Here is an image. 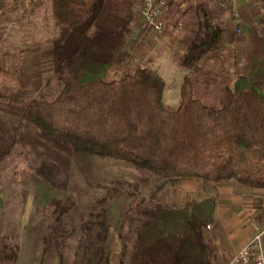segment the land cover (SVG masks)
<instances>
[{
    "label": "trees",
    "instance_id": "trees-1",
    "mask_svg": "<svg viewBox=\"0 0 264 264\" xmlns=\"http://www.w3.org/2000/svg\"><path fill=\"white\" fill-rule=\"evenodd\" d=\"M174 1L169 0L170 6ZM135 5V0H50L54 95L27 98L20 76L0 60V112L29 121L74 152L147 172L162 180L157 191L188 177L264 190V37L257 29L251 32L242 73L216 85L218 103L202 101L195 94L194 75L226 37L201 1L192 10L197 31L179 58L186 73L178 104L171 106L162 98L164 80L156 69L120 70L126 64ZM116 70L122 73L114 76ZM6 153L0 150V158ZM59 170L47 159L35 173L49 190L63 189L68 176L64 185L57 182ZM110 191L94 200L85 216L72 212L78 202L71 193L67 207L49 217L56 219L54 224L43 216L45 229L38 225V234H28L35 238L34 247L42 255L62 249L77 231L73 263L107 264ZM127 194L133 198L138 193ZM155 194L148 199L150 206L136 209L141 219L130 227L129 245L119 234V264H216L214 238L206 229L213 218V197L174 204L153 202ZM102 203L106 205L95 211ZM18 252L11 257L21 259Z\"/></svg>",
    "mask_w": 264,
    "mask_h": 264
},
{
    "label": "rangeland",
    "instance_id": "rangeland-1",
    "mask_svg": "<svg viewBox=\"0 0 264 264\" xmlns=\"http://www.w3.org/2000/svg\"><path fill=\"white\" fill-rule=\"evenodd\" d=\"M201 1L207 3L212 20L229 29L228 9L219 8L217 0H176L171 6L168 2L163 31L143 29L138 16L141 1L135 0L131 24L137 27L138 34L130 30L132 39L127 47L128 53L123 55L126 64L120 70H129L135 66L156 69L164 80L162 98L171 106L178 104L179 85L186 73L178 61L197 31L192 10ZM238 1L236 6L240 4ZM257 7L264 16L261 0H258ZM231 25L235 35L229 38L225 27L224 35L229 40L221 44L220 50L207 55L199 64L200 70L194 75L197 81L195 85H198L195 94L206 103H218L216 85L231 81L242 73L244 67V56L249 49L248 31L245 28L241 32V23L240 32H236L235 23ZM260 34L264 37V28ZM52 35L50 0H0V60L10 72L20 76L22 91L27 98L54 95L57 85L50 78ZM121 73L116 70L113 75ZM0 122L3 123V126L0 125V150L7 152L0 158V213L3 214L5 228L4 236L0 239V264H74L73 245L77 231L70 235L64 248H52L45 255L40 253L39 247H34V236L31 238L28 235L38 234L35 229L38 225L43 231L45 227L41 222L42 217L46 216V220L51 221L49 217L55 216L70 203L68 197L71 193L74 194L71 197L73 201L78 202V207L73 205L71 208L72 212L85 216L94 200L113 189L114 192L110 191L113 198L108 204L107 264H119L122 244L119 234H123L129 245L130 227L141 219L136 209L150 206L148 199L151 198V192L156 191L153 202L178 204L191 197V194L187 196L180 190L182 185L179 181L166 184L157 191L162 180L151 179L147 172L122 161L74 152L45 135L27 120H19L0 112ZM47 159L60 167L56 174L57 182L64 185V177L68 176L63 189L49 190L47 184L36 175L35 169ZM251 189L264 193L260 188ZM134 191L138 194L131 198L127 193ZM103 204L94 210L97 211ZM32 212L33 217H30ZM67 216L63 214V219L70 222ZM53 243L54 239H51V246ZM3 252L8 253L10 258L2 257ZM16 252L21 259L11 257Z\"/></svg>",
    "mask_w": 264,
    "mask_h": 264
},
{
    "label": "crops",
    "instance_id": "crops-1",
    "mask_svg": "<svg viewBox=\"0 0 264 264\" xmlns=\"http://www.w3.org/2000/svg\"><path fill=\"white\" fill-rule=\"evenodd\" d=\"M237 1L233 0L232 5L240 18L241 32L247 28V37L249 36L250 39L254 29L262 32L264 16L257 7L258 0H253L252 3H249L248 0H239L240 4L236 6ZM228 20L230 27L228 26L229 29L225 27L226 32L228 31L227 36L230 38L235 34L230 15ZM225 27L222 28L225 29ZM131 29L136 35L138 34L137 27L133 24H131ZM227 36L225 35V37ZM130 38L132 39V34H130ZM227 39L225 38V40ZM179 184L182 185L181 191L187 196L191 194L190 198L199 200L211 196L215 201L213 218L207 231L214 238L216 264H226L232 254L246 244L255 233L262 231L261 238L262 244H264V193L232 182L205 183L196 177L182 178L179 180ZM2 215L0 213V239L5 233Z\"/></svg>",
    "mask_w": 264,
    "mask_h": 264
},
{
    "label": "built area",
    "instance_id": "built-area-1",
    "mask_svg": "<svg viewBox=\"0 0 264 264\" xmlns=\"http://www.w3.org/2000/svg\"><path fill=\"white\" fill-rule=\"evenodd\" d=\"M138 16L143 29L161 32L165 28V12L169 0H140ZM233 0H217L221 9H228L232 23L236 24V32H240V18L233 7ZM210 224L206 225V229ZM262 231L255 233L246 244L236 250L226 264H264V244Z\"/></svg>",
    "mask_w": 264,
    "mask_h": 264
}]
</instances>
